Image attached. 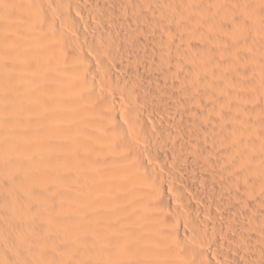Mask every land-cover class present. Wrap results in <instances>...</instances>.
<instances>
[{
	"label": "bare ground",
	"instance_id": "1",
	"mask_svg": "<svg viewBox=\"0 0 264 264\" xmlns=\"http://www.w3.org/2000/svg\"><path fill=\"white\" fill-rule=\"evenodd\" d=\"M0 264H264V0H0Z\"/></svg>",
	"mask_w": 264,
	"mask_h": 264
}]
</instances>
